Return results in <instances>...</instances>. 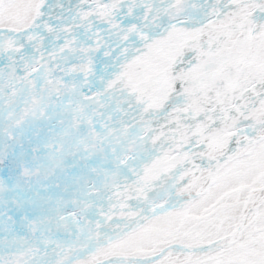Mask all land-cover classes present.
<instances>
[{
    "label": "snow or ice",
    "instance_id": "6c2138e0",
    "mask_svg": "<svg viewBox=\"0 0 264 264\" xmlns=\"http://www.w3.org/2000/svg\"><path fill=\"white\" fill-rule=\"evenodd\" d=\"M0 264H264V0H0Z\"/></svg>",
    "mask_w": 264,
    "mask_h": 264
}]
</instances>
